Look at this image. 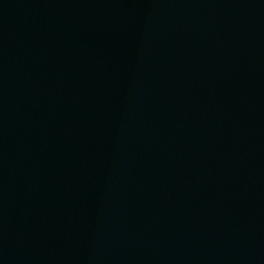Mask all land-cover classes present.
I'll use <instances>...</instances> for the list:
<instances>
[{"label":"water","instance_id":"95a60500","mask_svg":"<svg viewBox=\"0 0 264 264\" xmlns=\"http://www.w3.org/2000/svg\"><path fill=\"white\" fill-rule=\"evenodd\" d=\"M225 264H264V239Z\"/></svg>","mask_w":264,"mask_h":264}]
</instances>
